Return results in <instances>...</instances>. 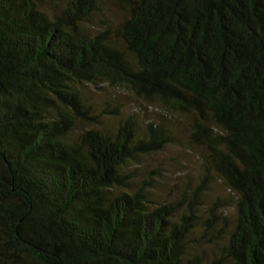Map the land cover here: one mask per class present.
Returning a JSON list of instances; mask_svg holds the SVG:
<instances>
[{
  "label": "trees",
  "instance_id": "1",
  "mask_svg": "<svg viewBox=\"0 0 264 264\" xmlns=\"http://www.w3.org/2000/svg\"><path fill=\"white\" fill-rule=\"evenodd\" d=\"M0 264H264V0H0Z\"/></svg>",
  "mask_w": 264,
  "mask_h": 264
},
{
  "label": "rangeland",
  "instance_id": "2",
  "mask_svg": "<svg viewBox=\"0 0 264 264\" xmlns=\"http://www.w3.org/2000/svg\"><path fill=\"white\" fill-rule=\"evenodd\" d=\"M108 13V21L110 23H117L121 20L123 16V12L115 7V5L107 6ZM94 92V93H92ZM91 93L94 98L102 97H113L116 96L120 99L123 104V111L129 114H134L139 120L145 121L149 118L150 113H148L143 107H140L138 103L130 102L128 98L123 95H128L126 93H121L119 91L113 90H94ZM151 120V119H150ZM143 170L148 169L152 171L153 169L159 167V172L162 174L160 181L163 182L167 186L166 193H169V184H179L183 189L186 185L185 183H194L197 180L198 175V160L196 158V154L192 151L187 150V146L178 147L171 146L168 147L165 151L155 155L149 160L143 159L140 164ZM188 175L189 177H187ZM180 177V179L174 181L175 177ZM186 181V182H185ZM214 190L223 196H228L224 187L219 183H215Z\"/></svg>",
  "mask_w": 264,
  "mask_h": 264
}]
</instances>
